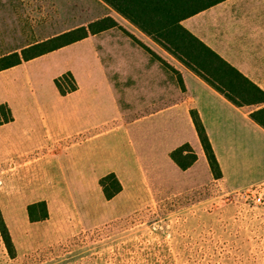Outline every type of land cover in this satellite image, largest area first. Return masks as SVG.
<instances>
[{"label": "rangeland", "instance_id": "374dc122", "mask_svg": "<svg viewBox=\"0 0 264 264\" xmlns=\"http://www.w3.org/2000/svg\"><path fill=\"white\" fill-rule=\"evenodd\" d=\"M106 16L121 26L107 33L141 35L101 0H0V57ZM87 55V44H74L29 68L0 73V91L14 104L8 109L15 118L0 131L14 152L0 153V209L16 249L12 257L0 233V264H264V205L252 199L264 189L258 135L248 137L255 143L250 153L237 145L228 151V183L199 168L201 184L189 178L180 194L167 195L159 177L153 194L131 187L116 202L105 199L92 172L83 191L63 183L67 157L22 154V141L44 129L47 110L40 104L54 99L50 76L37 70L53 59L78 69ZM39 201L47 202L49 219L31 223L27 207Z\"/></svg>", "mask_w": 264, "mask_h": 264}, {"label": "crops", "instance_id": "0c3cea01", "mask_svg": "<svg viewBox=\"0 0 264 264\" xmlns=\"http://www.w3.org/2000/svg\"><path fill=\"white\" fill-rule=\"evenodd\" d=\"M182 25L264 90V80L255 76L264 75V0H226ZM106 31L74 43L87 44L90 52L78 69L53 59L46 70H37L50 76L54 99L40 104L47 110L44 129L22 141V154L38 153L50 160L67 157L63 183L76 190L89 185L91 172L98 183L114 173L123 190L109 202L121 199L131 187L153 194V179L159 177L167 195L180 194L189 178L201 184L199 168L215 180L191 115L195 111L220 165L219 180L228 183V151L237 145L250 153L255 143L248 137L264 139V129L250 119L246 109L234 106L140 30L141 35ZM139 45L151 51L145 53ZM69 46L8 70L29 68ZM67 73L77 89L62 95L55 81ZM2 105L13 112L14 104L0 91ZM14 122L13 117L0 125V131ZM9 145V136L3 135L2 155L14 153ZM184 145L197 156L187 170L171 158Z\"/></svg>", "mask_w": 264, "mask_h": 264}, {"label": "trees", "instance_id": "16d2710c", "mask_svg": "<svg viewBox=\"0 0 264 264\" xmlns=\"http://www.w3.org/2000/svg\"><path fill=\"white\" fill-rule=\"evenodd\" d=\"M101 1L151 38L234 106L241 109L253 108L249 112L250 119L264 129V90L182 25L184 20L226 0ZM119 27V23L113 17L106 16L88 26L66 31L42 42L31 44L20 53L15 52L0 57V72L72 45L91 35ZM55 83L62 95H67L77 89L70 73L61 76ZM7 113L9 115L8 107L6 105L0 106V125L13 121V116H8ZM191 115L211 172L215 180L221 179L222 171L201 118L195 111ZM171 158L183 170H187L197 161V156L189 145H184L175 150L171 154ZM99 184L107 201L114 199L123 190L114 173L101 178ZM27 212L31 223H40L49 219L46 201L28 205ZM0 233L7 251L12 257H15V245L1 209Z\"/></svg>", "mask_w": 264, "mask_h": 264}, {"label": "built area", "instance_id": "2783aa9c", "mask_svg": "<svg viewBox=\"0 0 264 264\" xmlns=\"http://www.w3.org/2000/svg\"><path fill=\"white\" fill-rule=\"evenodd\" d=\"M252 199L256 205H264V189L260 188L252 194Z\"/></svg>", "mask_w": 264, "mask_h": 264}]
</instances>
